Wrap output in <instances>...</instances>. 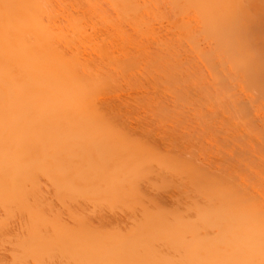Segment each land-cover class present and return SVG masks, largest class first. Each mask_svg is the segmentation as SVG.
Listing matches in <instances>:
<instances>
[{"label":"bare ground","instance_id":"obj_1","mask_svg":"<svg viewBox=\"0 0 264 264\" xmlns=\"http://www.w3.org/2000/svg\"><path fill=\"white\" fill-rule=\"evenodd\" d=\"M47 1L48 0H0V206L5 209H11V206L14 205L12 208L15 207L13 209H17V213L19 211L21 213L23 212L27 217V221H25L27 224H25V222L23 224L25 225V233L24 231L21 232L22 228L20 229L19 227L21 233H18V235L16 233L17 236L13 234L14 232L11 234L14 235L13 237L17 238H13L14 242H10V244L12 243L13 245L14 243L16 245L14 249L16 247V250L19 252V254H16L17 256L14 254V258L23 259L20 261H24L26 264L28 263L26 261L28 259L33 261L34 264H264V195L256 187L260 183L258 180L260 178L255 179L257 177L254 178L253 174L250 175V172L249 174L245 172L244 174L247 173V177L249 175V178L254 181V184L250 179L244 180V177L242 178L241 175L236 176L238 177L236 179L237 182H234L231 177L224 178L222 175L218 176L216 172L214 174L209 166H206L199 157L187 160L186 158H182V156H178L177 159L176 156H173V158L169 155H165L168 156V159L170 157V159L173 158L174 160H168L164 156L166 162H163L164 160L162 161V159H153L149 154L142 155L140 150L138 151V148H130L129 142H127L129 146L126 145V143L125 146H120V144L116 145L119 146L117 148L111 146L110 142H113L114 137L117 138L122 135L121 137L125 138L123 135H126L122 134V131L119 132L120 128L117 131L118 125L115 126L113 124L115 122L111 119L110 113L114 114V111L112 112L114 108L107 107L109 109L108 111L105 107L103 108L105 103H111L108 101L110 100L108 99V92L111 95V91L117 93L118 90L112 89L109 91L108 85L105 91L104 87L109 84V79L107 83V77L105 78V76H103L104 80L101 75L99 76V73L97 75V73L95 74L96 71H93L92 68L90 69L89 63L83 61V59H86V56L83 58L84 55H82V51H78L80 53H75L76 50L74 49L78 47L76 42L80 39L76 42L74 41L73 43L75 44H73L69 42V40L66 41L67 36L65 37L64 34H58L60 30L57 31L54 26L59 23L54 22L55 19L58 21V15L54 16L55 19L52 17L54 19L52 20V14H50L53 12L55 13L56 8L52 7L55 3L53 5L49 3L51 6L49 9ZM96 1L93 0L97 5L100 0L97 1V3ZM116 1L118 5L120 4L119 6L124 7L126 6L125 3H129L126 0H115V2ZM132 1L134 2L133 7H140L139 5L137 6L139 0ZM181 1L184 2V5H181L183 4ZM212 1L213 0H172L173 3L175 2V5L176 2L181 3V7L180 5L178 6V3L176 8L180 7V9H183L182 6H186L188 9L193 8L196 10L198 14H196L198 16V18L196 17V21L198 20L197 22L201 24V26L199 25L201 30L198 28L200 33L198 29L196 32L199 34L205 33L204 35L202 34L203 37L214 39V46L216 48L214 46L212 47H214V51H218L219 54H217L219 58L218 61L214 51L211 53L204 51L200 52L201 50H198L200 48L197 49L200 60L208 69V71H206L208 74L203 71L204 69L202 72L197 71L195 69L196 66L193 67L196 63L193 62V65H191L189 64L190 61L187 60L188 62H185V60H183L184 57H179V59L176 58L178 64L187 65V74L193 79L194 77L201 79V77L204 76V72V78L206 77L208 79L206 80L205 78V80L211 81V83L213 82V85L219 89V92L221 88L227 85V89H230L229 84L226 83L229 76L226 77V75H231L233 72L234 75L236 74L243 78L242 83L244 82V87H248H246V89L249 92L254 93L252 96L253 98L258 92L255 99L256 101L260 100L258 103L263 102L262 104H264V48L262 47L264 45H260L261 47L258 46L257 49H255L257 44H253V46L255 45L254 48L248 43L244 45L239 42V37L242 36L241 31L243 30L242 34L243 32L246 33L244 28H242L243 24L245 29L248 27V24L246 23L245 25V20H243L246 17L241 20L238 19V21L243 23H240L242 25L240 31L239 28L241 25L236 27L237 23L234 21H232L234 24L231 23V19L233 18L232 15L237 17L238 14H233L235 11L232 13V10L227 11L228 5L226 6L225 3L227 2L228 4V0H223L226 2H222V0H220L221 2L217 1L219 5ZM245 1L246 0H244L243 5H246L247 1ZM93 2H91V4H94ZM135 2H137L136 5ZM100 3L99 7L94 5L93 9L96 10L97 8V10H99L102 5ZM220 3L221 5L223 4V8L220 6ZM231 3L234 2H230V4ZM248 4L250 3L248 2L247 5ZM130 6L129 4L127 5V7ZM216 7L222 8V10L219 8L218 10ZM244 7H249V5ZM53 8L54 10H51ZM102 8L104 9L105 7L102 6ZM116 8L119 9L117 6ZM131 8L128 9L131 10ZM238 8L239 7H237V9ZM101 9L99 11H101ZM49 10H51V12ZM133 10H135V8L131 11L133 12ZM175 10L176 9L173 7L174 12ZM183 10L186 12L187 8ZM139 11L138 14L140 16L141 14H145L141 11L139 13ZM105 12H103L102 15H104ZM135 12L136 10L133 12V15ZM193 12L194 11H192V13ZM101 13L99 12L98 14ZM179 13L177 15H179ZM237 13L240 15L241 11ZM245 13L246 11L243 14L245 15ZM106 14L107 13H105V15ZM186 14V21H184L182 17V20L180 19L182 23L179 22L182 27L178 25V29H181V33L182 30H188V32L185 31V34L181 35L183 37H186L187 34L189 35L193 30L191 35L194 37L195 28L192 27L190 20H188L189 13L186 12ZM243 14L241 16H243ZM251 14L252 13H249L248 16L247 14L245 16L249 17ZM252 16H250L251 20ZM238 17L240 18V16ZM259 18H256L257 22ZM232 20H235V18ZM73 24L71 27L73 33L75 30V34L79 35H77L76 38H81V41L88 39L87 28L81 24H77V22L75 25ZM186 24L188 26L184 28L183 26ZM255 24L257 29H259L260 26L261 28L263 27L259 22ZM255 24L253 23L252 25ZM57 25L59 27L60 24ZM148 25L152 29V26L150 24ZM249 25V30L247 31H253L256 27L254 26L253 28L251 24ZM250 27L253 29H250ZM253 34L252 32V35ZM258 35L256 33L255 36L259 37ZM193 37L190 36V40ZM261 44H264V42ZM63 45L64 47L66 46V48H63ZM259 47L260 49H258ZM167 48L169 47L167 46ZM170 48L172 49L173 47L171 46ZM201 48H203V46ZM105 49L108 48L106 47ZM173 49L175 50V48ZM106 52L108 55V52L112 53L113 51L108 50ZM171 52L173 53V51ZM213 52L215 53L213 55L214 57L212 56ZM177 54L174 52L172 56L176 57ZM104 55L106 54L104 53ZM111 55H113V53ZM111 55L110 58H112ZM110 58L108 57V59ZM129 60L134 62V60L130 58ZM220 61L221 64L219 63ZM131 62L129 63L131 64ZM173 64L178 65L174 62ZM218 64L224 65L225 68ZM220 67H222V70ZM133 68L135 67L131 69L133 70ZM226 69L230 70V73H227L228 70L226 71ZM109 75H111V73ZM224 77L227 79H224ZM198 78L197 80H199ZM204 78H202V81L199 80V82L204 83ZM113 84L114 83L110 85L114 86ZM213 85L210 86L213 87ZM205 86L207 87V85ZM211 89L213 91L214 87ZM251 90H257V92L255 93ZM224 91L226 95L228 92L226 91V87ZM224 91L220 93L223 94ZM114 94L112 93V95ZM225 95L223 94V97ZM105 96H108L106 98L107 100L105 99V101H102ZM226 98H228L227 95ZM224 100H226L225 97ZM232 100L234 101V96ZM99 101L104 104L100 105ZM241 101L243 100L241 99ZM230 103L232 102H229V104ZM229 104H227V106L232 107ZM233 104L237 106V109L244 108L241 107V103V106L239 105V102L238 105L236 102ZM221 106H224L226 111L228 110V108L226 109L227 106L225 107L223 104ZM243 106L246 107L244 104ZM163 108L164 107H162L161 110H164ZM252 109H250L251 112ZM231 110L232 109H230V111ZM246 110L247 108L243 111V114L244 112L247 114L249 113V111L247 110L248 112H246ZM240 111H242V109ZM252 116L254 115L252 114ZM250 124L251 123H249V125ZM244 127L247 126L245 125ZM252 128H254V125L253 127L251 126V130ZM247 129H249V127H247ZM259 129L261 132L262 128ZM263 130L264 128L262 131ZM126 131L124 133H126ZM128 134L127 136H129ZM127 136L126 138L128 139ZM131 137L132 136H130V138ZM127 139L126 141H128ZM252 140L250 139V141ZM121 141H118V143H121ZM138 143L140 142H137V144ZM121 144L123 145V143ZM223 148L225 149L226 147ZM158 153L161 152H156V155H159ZM244 156L245 159L240 156L236 162L242 168H244L245 163L251 160V156L248 157L249 160H247L248 158H246V155ZM228 158H230V155ZM152 161L157 162L155 163L156 167L165 168L164 170L168 168V171H173L180 176L184 175V178H187L188 183L185 182L190 186L186 187L192 188L191 194L193 195V197H191V195L188 194L189 198L192 199L189 200L190 202L192 201V204L189 205L188 202V206H186V204L184 206L187 210V214L184 213L186 211L184 208L182 209L184 212L178 209L179 212L178 210L176 211V209L165 207L169 209L167 210L162 206H157L158 204L156 205V202H159V199H155L157 200L155 202L146 196L147 193L143 192L144 190L141 186L143 185L142 181L148 182L150 179L149 183L152 184L151 186L149 184V186L152 188V185L159 184L157 179L164 178L166 174L165 173L163 176L160 174V177L157 171V173L154 172V178L150 165L153 163ZM164 170L162 172H164ZM162 172L159 171V173ZM229 173L230 176L232 174L233 177V173ZM150 174L152 175L151 178ZM240 174L242 173L240 172ZM158 176L160 178H158ZM41 177L45 178L44 180L47 181L46 188L49 189V194L54 191L56 199L58 198L61 202L59 203L66 207L65 214L68 210L67 215H69V220L63 217L64 212L61 210L64 209L60 208V212H58V206V209H54V202L52 203V200L49 201L50 198L48 199L47 197L48 191L46 192L43 190L45 187L42 186ZM144 177L146 178L144 179ZM174 178L176 179L178 177ZM178 180L182 181V176L181 179L179 177ZM249 180L252 183L248 185L247 182ZM256 180L257 182L259 181L258 184ZM151 181H153L154 184ZM47 183L49 184L48 186L52 188L51 190H53L51 193L50 188L47 187ZM262 183L259 185L261 186ZM179 184L180 183H178V185ZM167 186L169 185H166V188ZM254 186L257 188V194H262V196L255 194L256 190L254 191L252 188ZM150 187H148V189H150ZM261 187H264L263 184ZM155 188L157 189V186L154 187V189ZM162 188L160 187L159 189ZM188 195H186V199H188ZM49 196L51 197L53 195ZM78 199L81 200V203H83V201L85 204L92 203V207L95 208L93 212L98 208L101 209V207L109 208L110 211L112 209L119 210L117 209L119 206L122 210L123 208L127 209L132 215V219H129L130 217L128 215L126 217H129L128 222L131 220V224L129 225L128 223V228L126 225V227L120 225L117 227L112 226V229H110L111 226L109 229H104L103 227H105V225L99 227V225L97 226L94 224L93 218H88V215L86 216L84 214L85 212L83 213L84 215L81 213L83 210L80 206L79 209L82 211L76 212L67 205L66 201L78 202ZM80 202L77 204H80ZM165 202L159 205L165 204ZM98 210L94 213H98ZM4 211L6 212L5 214L9 213V211ZM12 213L13 211L10 212V217ZM61 214H63V216ZM98 216H96L97 219L100 218V216L99 218ZM102 216L104 217V215H101V217ZM65 217L67 216L65 215ZM3 218H0V231H5L7 224H9V220L11 219V222L13 217L9 218V220L6 218L4 220ZM6 220H8V223L5 222ZM102 222L103 221H101V223ZM19 225H21V223H19ZM6 229L8 230L7 232L11 231L8 228ZM8 236L12 237L9 234Z\"/></svg>","mask_w":264,"mask_h":264},{"label":"rangeland","instance_id":"obj_2","mask_svg":"<svg viewBox=\"0 0 264 264\" xmlns=\"http://www.w3.org/2000/svg\"><path fill=\"white\" fill-rule=\"evenodd\" d=\"M49 1L50 0L47 1L48 5H49V3L51 5H53L55 3L54 6H52V7L56 8L55 13L53 12L50 14L53 15V16L51 15L52 20L55 19V17H54L55 15H58V17H57V18H59L58 21L56 19L54 21V22H59L57 24H60L59 27L57 24L54 25L55 29L57 31L60 30L58 32V34H61V33H62V35L64 34L65 37L67 36V40H66V38H65V40L66 41L69 40V42H72V43L74 41L76 42L77 40L80 39L79 41L76 42L78 45V47L77 46L76 47L79 50L76 48V49H74V50H76V52L75 51L74 52L77 53L78 51H80V52L82 51L81 53H83L82 55H84L83 58L86 56L85 57L86 59H83V61H85V62L87 61L89 63V64L88 63L87 64L89 65L90 69L92 68L93 71H96L95 74L97 73V75L99 73V76L101 75L102 77L103 76H105V78L107 77L106 78L107 83H108V79H109V84H107L104 87L105 91L107 90L106 88L108 85H109V87H111V88L108 87V90L110 89L109 91H111L112 89L119 91V92L117 91V93H115L114 91H111V95L107 91L108 95H109V97L108 96L107 97H108V99H110L108 101H110L111 103L107 102L109 104H106V103L104 104L103 102L100 103V101H99L100 105L104 104L103 108L105 107L107 111L109 110L108 108H114V109H112V112L114 111V114L110 113L111 119L113 120V122H115L113 124L115 126H117V125L119 126V127L117 126V128H118L117 131L120 128L119 132L122 131L121 132L122 134H126V135H123L125 138L121 137L122 135H120V137L118 136L117 138L119 140L116 137H114V138L111 137V138H113V142L112 143L110 142L111 146L117 148L119 146H116V145L120 144V146H125V143H126V145H128V144L130 145V148L131 147L138 148V151L140 150L142 155H144V154L148 155L149 154L150 157H152L153 159H156V158L159 160L162 159V161L164 160L163 162H166L164 159L165 155H169L171 157L176 156L177 159H178V156L179 157L182 156V158H184V159L186 158L187 160L188 159L191 160V159L199 157L200 160L206 166H209V168L212 170V172L214 174L216 172V174H218V176L222 175L224 178L225 177H228V178L231 177L232 181L237 182L236 179L238 177H236V176H240V175L242 178L244 177V180H246V179L252 180L251 178H249V175H248V177L246 175L247 173L249 174V172H250V175L253 174L254 178L257 177L255 179L260 178L258 180L260 181V183L263 182L262 184L264 186V178H262V177H264V132H263L264 130L262 131V129L264 128V126H263L264 125V108H263L264 104H262L263 102L262 103L259 102L261 104L260 105L258 103V101H260V100L256 101L255 98H256L257 93H258L257 90H255V91L251 90L255 93L257 92L256 96L254 95V98H253L252 96L254 93L249 92L246 89L247 86L244 87L245 86L243 84L244 82L242 83L243 78L237 76L236 74L234 75V73L232 71L231 72L233 74L231 73V75H226V77L227 76L230 77V78L228 77L229 80L224 77V79H227L226 83H228L229 87H230V89L228 90L227 89L228 85L225 86V83H224V86L226 87V91H228L226 94L228 98H226V95H225V93H226L224 91L225 87L220 89L221 91H224L223 94L225 95L224 97L226 100H224L223 94H221L222 92L220 91L221 92L220 93L218 91L219 89H217L216 86L213 85V82L211 83V81H206V80H208L206 77H205L206 78V80H205V78H204L205 73L204 72L208 71V69L200 60L199 54H197V52H198L197 49L200 48V49H198V50H201L200 52L204 51V52L211 53L212 51H214L215 40L211 39V38L203 37V35L205 33L204 34L202 33L203 35L199 34L200 33L199 31L201 30V27H199V25L201 26V24H199L197 22L198 20L196 21V19L198 18V16H197L198 14H197L196 10H194L193 8L188 9V7L182 6L183 9L187 8L186 12L189 13L188 20H190V24L192 25V27L195 28L194 29V37H193V35H191L193 30L189 35L186 33L189 37L190 36L193 37L191 39L192 40L191 41L187 35H186V37L181 36V35L185 34L184 33L185 31L188 32V30H182V33H181V29H178L179 28L178 25H180L179 22L182 23V21H180V19L182 17L184 18V21H186L185 19H187V14H186L185 10H183L182 8L180 9L181 5H184V2H182V1L181 2L183 4L179 3L180 1L176 2V5L179 3L178 6L181 4L179 8H176L177 6L175 5V2L174 3L172 2V0H152V1L151 0H139L138 3L135 2V5L137 3V6L139 5L140 7H136V6L133 7L134 2L132 0H126L129 3H125V1H124V3L126 4L125 7L119 6L120 4L118 5L117 1L115 2V0H113V1H111V0H100V1L97 0V1H99V3L101 2L100 3V4H102L101 8H102V6L105 7L104 9L100 8L101 11H99L100 10L99 8H98L99 10H97V8H96V10L93 9L94 5L96 7H99V3H97L96 0H94V1H96L98 6L93 2V0H91V1H89V0H85V1H83V0H63V1L62 0H51L50 2ZM217 1H220V0H213L212 2H216V4H218ZM246 1H247V3L248 2L250 3V4H248L249 7H244V6H248L247 3H246V5H243L244 0H234V1L228 0V4L226 1L222 0V2H226L225 3L226 6L228 5L227 6L228 9L226 8L227 11L232 10L231 11L232 13L235 11L233 14H235V13H236V15L238 14L237 17L232 15L233 16L232 19L235 18V20L231 19V23H233L232 21L237 23L236 27H239L241 24H243L240 21H238V19L241 20L244 17H246V18H244L243 20H245L244 21L245 25H246V23L248 24L247 25L248 27L250 26L249 24L252 25L253 23L255 24L258 22L260 23V25L263 26L261 28V26L259 25L260 28L257 29L256 24L252 25L253 28H254V26H256L254 29L250 27V29H253V31H251V30L247 31L249 29H248V27H246V29H245L244 24H243V27L241 25L239 28L240 31H241V27L244 28V30L246 31V33L243 32V34H242L243 30L241 31L242 36L239 37V42H241L244 45H246L248 43L251 47L255 46V45L253 46V44H257L256 48L254 47L255 49H257L258 46L264 45V44H261L264 42V38H263L264 37V0H254V1L252 0L253 2L250 0H246ZM91 2H93L94 4H91ZM230 2H234V3L230 4ZM128 4L131 6L127 7ZM173 4H174V6H173ZM222 5L220 3V6L223 8ZM116 6L119 7V9H117ZM173 7L176 9L175 10L176 13L173 11ZM237 7H239V8L237 9ZM50 8H51V6L49 5V9ZM54 8L51 10H54ZM128 8H131V10L133 8H135L136 12L134 13V15H133V12L135 10H133V12H132ZM218 8L216 7V9H218ZM222 8L221 9L219 8V9L222 10ZM233 8L236 10H234ZM92 9H93V11H92ZM224 9H225V7H224ZM51 10H49V11L51 12ZM104 10L107 12H105ZM139 10L141 12L145 13V14H141L142 19H141V16L138 14ZM239 10L241 11L242 14L246 11L245 15L247 14V16L249 15V13H252L253 16H252V14L250 15V16H252V20H251L250 16L247 17L244 14H243V16H241L242 15L241 13L239 15V13H237V12H240ZM69 11L70 12L72 11L71 13H73V14H71ZM102 11L107 13V14L105 15V13H104V15H102V13H103ZM140 11H139V13H140ZM192 11H194V12L192 13ZM67 12H69L71 15ZM99 12L100 13L102 12V13L98 14ZM111 12H112V14H111ZM177 12L178 13L180 12L179 15H177L178 14ZM176 15H177V17H176ZM238 16H240V18ZM254 16L256 18L260 17L258 19L259 20L258 22L256 21V18ZM52 17H54V19ZM144 19L148 22H146ZM251 21H253V22H251ZM71 22H72V24L74 23L73 25H75V23L77 22V24H81L82 26H85L87 28L89 40L85 39V41H81V38H79V37L76 38L78 34L77 35L75 34L76 33L75 30L73 33V30L71 29V27H72ZM147 23L152 26V29ZM184 23H186V22H184ZM187 24L184 25L183 27L187 28V26H188ZM180 27H182V26L180 25ZM197 29H198L199 33L196 32ZM258 30H261L262 32L258 31ZM254 31L257 33V35L259 33V35H258L259 37L255 36L256 33ZM252 32L255 35L254 34L252 35ZM56 34H57V32H56ZM261 34H263V35H261ZM250 35H252V36H250ZM260 35L262 36L263 39L261 38ZM254 36H255V38L253 39ZM256 38H259V39H256ZM63 39H64V37H63ZM198 39H199V41H198ZM207 42L211 43L212 45L208 44ZM70 44H67V45H70ZM73 44H75V43H73ZM167 46L169 48L172 46L173 48H175L176 51L173 48H172L173 50L171 48L170 49L167 48ZM202 46H203V48H201ZM212 46H214V47H212ZM106 47L108 49H105ZM260 47L258 49H260ZM262 47L264 48V46H262ZM63 48H66V46L64 47V45H63ZM191 49H193V50H191ZM108 50L113 51L112 52L113 55H111L112 54L111 52H110L111 54L108 52V55H107L106 51H108ZM171 51H173V53ZM80 52H78V53H80ZM102 52H103V54H102ZM169 52L172 54H170ZM174 52H175V54L178 53L179 55L177 54L176 57L172 56V55H174ZM214 52L212 53V56L216 53L215 57H217L218 51H216L215 53ZM104 53L106 55H104ZM109 54L112 56V58H110ZM195 55L197 58L195 57ZM108 57L110 59H108ZM179 57H184L183 60H185V62L190 61L189 64H191V65H193V62L196 63L193 65V67L196 66L195 69L199 72H202V70L204 69L203 70L204 76H202L201 79H199L198 77L195 78L194 76H193L194 77V79H193L191 76H189V74H187V71H186L187 65L178 64V61L176 58L179 59ZM129 58L134 60V62H131V60H129ZM113 59H115V60H113ZM217 60L219 61V58ZM113 61H116V62H113ZM170 61L172 62V64ZM129 62H131V64ZM173 62L177 63L179 66L173 64ZM219 63L221 64V61ZM220 64H218V65L223 66L225 68L224 65H220ZM131 65H137V66H131ZM130 67L131 68L135 67V68H133V70H132ZM220 68L222 70V67H220ZM224 68H223V70H224ZM227 70L228 69H226V71ZM229 71L230 70H228L227 73H230ZM100 73H102V74H100ZM110 73H111V75H109ZM181 73H182V75H181ZM197 74H198V72H197ZM206 74H208V72H206ZM197 78L200 81H202V78H204L203 80H205L206 82L205 81H203V82L205 84L202 82H199V80H197ZM103 79H104V77H103ZM192 79H193V82H192ZM197 81H198V84H197ZM208 82H210L211 84ZM112 83H114L113 84L114 86H111ZM201 84H203V85H201ZM209 84L213 85V87H214L213 91L211 89L213 87L210 86ZM205 85H207V87ZM201 86L202 87L205 86L204 87L205 89L202 88ZM207 91H209V92H207ZM210 91L213 93H211ZM216 92L218 95L216 94ZM112 93L113 94L115 93V94L112 95ZM214 93H215V95H214ZM232 93H233V95H232ZM245 93H247V94H245ZM233 96H234V101L232 100ZM238 96H239V98H238ZM107 97L105 96L104 100L102 99V101H105V99ZM243 98H245V99H243ZM241 99L243 101H241ZM237 100L239 102V105L241 106V104H242L241 107H244V108L237 109V106H235L233 104L234 102H236L238 105ZM255 101L258 104H256ZM229 102H232V103L229 104ZM221 103L223 105H225V107L227 106V104H229L232 107L234 106L236 109L234 107L232 108V107L227 106L226 109L228 108V110L226 111L224 106H221L222 105ZM224 103H227V104H224ZM243 104L246 105V107L243 106ZM159 107H161V108L164 107L163 108L164 110H161V108H159ZM229 108L232 110L230 111ZM246 108L249 111V113L247 114L244 112V114H243V111ZM248 108H250V109L253 108L252 112ZM241 109H242V111H240ZM247 110H246V112H248ZM109 112H111V111H109ZM241 112L243 115L241 114ZM238 113H240L241 116ZM236 114L238 115V117ZM245 114H247V115H245ZM252 114L254 116H252ZM250 118H252V119H250ZM241 122H243L244 124ZM249 123H251L252 125L251 124L249 125ZM245 125L247 127H249L250 130L247 129V127H244ZM253 125H254L255 129L252 128V130H251V126L253 127ZM256 126H258L259 128H262L261 132H260V129ZM246 130H247V132H246ZM256 130H258L259 132ZM125 131H126V133H124ZM127 134L129 136H127ZM126 136L128 137V139L126 138ZM130 136H132V137L130 138ZM257 138L259 139V142H258ZM126 139L128 141H126ZM250 139L251 140L253 139V140L250 141ZM118 141L119 142L121 141V143H123V145L121 143H118ZM127 142H129V143L127 144ZM137 142H140V143H138L139 145L137 144ZM141 143L142 144L144 143V144L142 145ZM112 144H114L115 146ZM223 147H226V148L224 149ZM229 147H230V149H229ZM233 147H234V149H233ZM241 147H243V148H241ZM152 148H154V149H152ZM222 150H224L225 152ZM239 151H241L242 153ZM156 152H161L163 156L161 155V153H158V154L161 155L162 157L159 155H156ZM243 154L246 155V158L251 156L250 162L245 163L244 168H242L241 166H239L236 163L237 159L240 156L243 158L245 157ZM229 155H230V158H228ZM165 157L168 159V156H165ZM173 158L170 159V157H169L168 160H174ZM231 160H232V162H231ZM247 160H249V158ZM254 161H256V162H254ZM152 162L154 164L152 163L150 165H151L153 177H154V172L157 173V171H158V174L159 175L161 174L162 176L166 173L164 175L165 180L163 177H162L163 179L162 178L159 180L157 179L159 184L162 181L164 183L162 182L160 185L159 184L156 185L153 182L155 180L154 179L155 177L152 178L154 180L151 182H153V184L155 185V186L152 185V188L150 187L152 183H149L150 179L148 182H143L141 180L142 184L144 185V186L141 185L143 187V190H144L143 192L147 193V195L146 194L145 195L148 198L154 200L155 202L157 201L155 199L158 198L159 199L158 201L160 203L156 202V205L158 204L157 206H160V207L162 206L164 209H167L165 207H168L171 209H176V211L178 209L180 211H182L183 208H184V210H186L184 207L185 204H186V206H188L187 205L188 202H189V205L192 204L191 203L192 201L191 202L189 201V200H192L189 198V195H191V197H193V195L191 194L192 188L190 189V187H186V186H190V185L186 184V182L188 181L187 178H184L185 176L181 175L182 181L178 180L179 177L181 179L180 175L176 174L173 171L172 172L170 170L168 171L167 170L168 168L166 170H164L165 168H161L158 165H157L158 167H156L155 163H157V162L156 161H152ZM169 163H170V161H169ZM163 170H164V172H162ZM159 171H161L162 173H159ZM224 171H226V172H224ZM239 171L242 174H240ZM170 172H171V174H170ZM229 172L233 173V177L235 176L236 178L234 177V179H233L232 174L230 176ZM245 172H247V173L244 174ZM152 175L150 176V178L152 177ZM155 175H157V174H155ZM161 175H160V177H161ZM146 177H148V176H146ZM146 177H144V179ZM160 177L158 176V178H160ZM174 177H178V178L175 179ZM42 178L43 177H41V183H42V186L45 187V189L43 188V190H45L46 192L48 191L47 197H48V199L50 198L49 201L52 200V203L54 202L55 205H53L51 203L54 206V209H58V207H59L58 212H60V208L64 209V210H61L62 212H64L63 213L64 216H63V214H61V215L67 220L68 216H69V215H67L68 210H67V213L65 214L66 207L63 206V204H60L61 202L59 201L58 198L56 199V197H55L56 195H54L55 192L53 190H51L52 188L49 187L48 186L49 184L47 183V187H49L51 190L50 193L53 191L51 194H49V189L46 188V182L47 181L44 180L45 178H43V179ZM228 178H226V179H228ZM146 180H148V179H146ZM160 180H162V181H160ZM183 180H184V182H183ZM250 180L247 182L248 185L252 182L254 184V181L252 180V182H251ZM256 182H257V180H256ZM258 182H257V184H258ZM178 183H180V184L178 185ZM149 184H150V186H149ZM262 184H261V186H262ZM166 185H169L171 187L167 186V188H166ZM258 185L256 187L264 195V187H261L260 185H259L260 186L259 187ZM156 186H157V189L156 188L154 189V187H156ZM148 187H150V189H148ZM160 187L161 188L163 187V188L159 189ZM164 187H165V189H164ZM256 187L255 186L252 187L254 191L256 190L255 194L258 193ZM188 190H190V191H188ZM49 195H53V196L50 197ZM186 195H188V199H186L187 198ZM257 195L262 196V194L261 195L257 194ZM155 196H156V198H155ZM263 198H264V196H263ZM78 200H79L78 202L81 201L80 199H78ZM148 200H147V202H148ZM66 202H67V205L70 206L72 209H74L76 212L83 210V212H81V213L83 214L85 212L84 214L86 216L88 215V218H90V217H91V219L93 218L95 225H97V226L99 225V227H101V226L103 227L105 225L106 228L103 227L104 229H109L110 226H111L110 229H112V226L117 227L120 225V226L124 227L125 225L127 226L128 223H129V225L131 224L130 223L131 220H130V222H128L129 217H130L129 219H132L131 218V216H132L131 212H129V210L124 209V208L122 210L120 208V206L117 208L119 210H115V209L113 210L112 209L113 211L112 210L110 211L109 208H108L109 209L108 210L105 207L104 208L101 207V209L98 208L99 210L97 209L98 213L96 212V214H97L96 215L94 212L97 210H95L93 212V209H95V208L92 207V203H88V204L86 203L87 204L86 205L84 203V201H83V203L80 202V204H77L78 203L77 201H74V202L66 201ZM164 202H165V204L159 205V204L164 203ZM62 203H65V202H62ZM12 206H14V205H12ZM12 206H11V209L10 208L5 209L4 207L0 206L1 217L2 218L5 217L8 220H9V218L13 217L11 222L15 223V224L11 223L10 222L11 219H10L9 224H7L8 227L6 226V228H8L9 230L12 231V232L10 231L11 233L7 232L8 230L5 227H4L5 231L3 230L4 232L0 231L1 232V234H0V261H1V263L0 264H26V262L20 261L23 259H15L14 258L16 254H19V252L16 250V247L14 249V246H16V245L14 243L12 245V243L10 244V242H14L13 238H15V239L17 238V237H13L14 235H11L13 232H14L13 234L16 235V233H17V235H18V233H21L24 231L25 225H23V224L25 221H27V217L25 216V214L23 212H22L23 213L22 214L19 210H18L19 212L17 213V209L14 210L13 208H15V207L12 208ZM55 206H56V208H55ZM79 206L82 208V210L79 209L80 208ZM1 208H4V209H1ZM16 208H17V206H16ZM105 209H107V210H105ZM171 209H170V211H171ZM4 210L9 211V213L5 214L6 212ZM102 210H103V212H102ZM167 210H169V209H167ZM12 211H13V213H12L13 216L11 214V217H10V212H12ZM14 212H15V214H14ZM182 212H184V211H182ZM186 212H187V210L184 213H186ZM90 214L95 215V216H92ZM65 215L67 217H65ZM98 215L103 220H101ZM101 215H104V217L103 216L101 217ZM127 215L129 216L128 218H126ZM96 216H98L99 219H97ZM5 218H3V219L5 220ZM104 218H105V220H104ZM16 219L17 220L19 219L20 221L19 220L17 221ZM106 219H107V221H106ZM8 220H6L5 222L8 223L7 222ZM100 220L103 221L102 222L103 224L101 223ZM123 221H124V223H123ZM19 223H21V225H19ZM25 224H27V223L25 222ZM10 227H11V229H10ZM13 227H14V229H13ZM19 227H20V229L22 228L21 232L19 230ZM128 227L129 226H127V228ZM16 228H18V229H16ZM17 230H18V232H17ZM7 233L12 237H9ZM24 233H25V231H24ZM24 233H23V235H24ZM20 235H22V234H20ZM18 238H19V236H18ZM13 250H15V251H13ZM25 260H26V258H25ZM26 261L28 262L27 264H34V262L31 261L30 259H28ZM19 262H21V263H19Z\"/></svg>","mask_w":264,"mask_h":264}]
</instances>
